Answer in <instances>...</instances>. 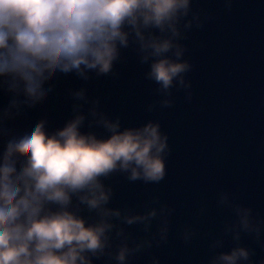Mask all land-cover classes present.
I'll return each mask as SVG.
<instances>
[{"label":"clouds","instance_id":"obj_1","mask_svg":"<svg viewBox=\"0 0 264 264\" xmlns=\"http://www.w3.org/2000/svg\"><path fill=\"white\" fill-rule=\"evenodd\" d=\"M192 0H0V90L11 93L0 122L20 105H31L49 92L46 78L54 72H75L87 80L89 72L107 74L120 47L132 36L141 60H151L148 78L171 103V88L189 87L184 74L190 65L182 59V29L199 23L191 12ZM183 22V23H182ZM155 30V31H154ZM72 95L85 100L83 89ZM23 97V99H19ZM97 118L111 135L84 134V114H77L54 134L40 121L10 139L0 153V264H93L91 257L120 241L116 264L149 249L153 239H167L166 206L142 213L109 207L111 189L101 176L119 168L132 181L159 182L165 175L167 137L159 124L149 121L138 128L120 130L119 120ZM22 154V159L18 156ZM94 211L86 222L71 210L72 197ZM235 214L225 233L239 241L240 233H256L261 224L252 210L232 205L226 194L219 200ZM49 205H56L53 210ZM159 218L157 232L151 233ZM139 225L151 238L129 243L125 226ZM185 233V239H188ZM222 246L216 241L212 247ZM250 250L238 243L214 255L210 264H250Z\"/></svg>","mask_w":264,"mask_h":264},{"label":"water","instance_id":"obj_2","mask_svg":"<svg viewBox=\"0 0 264 264\" xmlns=\"http://www.w3.org/2000/svg\"><path fill=\"white\" fill-rule=\"evenodd\" d=\"M193 14L199 23L182 29L179 41L182 59L190 65L184 74L189 87L174 85L169 105L162 103L165 95L148 78L151 60H141L130 36L107 74L89 72L87 80L75 72L49 75L46 84L51 90L46 95L12 109L0 122V153L10 139L37 122L43 121L51 135L77 114L85 116L82 133L107 138L111 133L96 122L92 109L119 120L121 131L158 123L167 137L162 180L132 181L119 168L99 178L111 189V208L137 213L161 206L171 210L167 239L157 243V236L151 248L129 257L127 264H210L214 255L237 243L250 250V264H264V0H192L186 19ZM80 89L85 100L72 95ZM11 99V93L0 90V110ZM222 194L232 205L252 210L261 224L259 236L241 232L236 241L225 233L236 217L231 207L219 203ZM70 208L86 222L96 218L75 195ZM158 223L159 218L153 221L151 233L157 232ZM125 231L130 244L151 238L139 225L125 226ZM216 241L222 246L213 248ZM119 243L113 238L111 248L91 257L93 264H116Z\"/></svg>","mask_w":264,"mask_h":264}]
</instances>
